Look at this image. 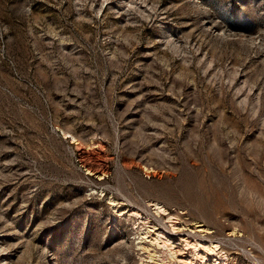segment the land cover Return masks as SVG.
<instances>
[{
  "label": "rangeland",
  "instance_id": "obj_1",
  "mask_svg": "<svg viewBox=\"0 0 264 264\" xmlns=\"http://www.w3.org/2000/svg\"><path fill=\"white\" fill-rule=\"evenodd\" d=\"M0 264H264V0H0Z\"/></svg>",
  "mask_w": 264,
  "mask_h": 264
},
{
  "label": "bare ground",
  "instance_id": "obj_2",
  "mask_svg": "<svg viewBox=\"0 0 264 264\" xmlns=\"http://www.w3.org/2000/svg\"><path fill=\"white\" fill-rule=\"evenodd\" d=\"M126 211H127V212H130V211H132V210L127 208Z\"/></svg>",
  "mask_w": 264,
  "mask_h": 264
}]
</instances>
